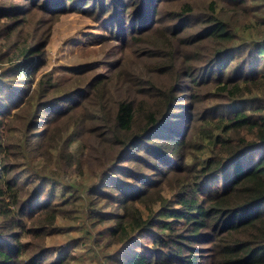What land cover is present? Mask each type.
Here are the masks:
<instances>
[{
    "label": "trees",
    "instance_id": "trees-1",
    "mask_svg": "<svg viewBox=\"0 0 264 264\" xmlns=\"http://www.w3.org/2000/svg\"><path fill=\"white\" fill-rule=\"evenodd\" d=\"M71 9L141 62L37 77ZM82 202L105 264H264V0H0V264H70Z\"/></svg>",
    "mask_w": 264,
    "mask_h": 264
},
{
    "label": "rangeland",
    "instance_id": "rangeland-1",
    "mask_svg": "<svg viewBox=\"0 0 264 264\" xmlns=\"http://www.w3.org/2000/svg\"><path fill=\"white\" fill-rule=\"evenodd\" d=\"M43 51L45 65L38 72L37 77L45 74L56 83L66 81L77 70H87L93 75H107L120 62L131 64L134 61L138 64L141 62L140 59L133 58L130 48L117 40L94 15L77 9L65 11L50 23L49 35ZM21 72L24 73L22 70ZM71 148H74V144ZM33 160L37 166L47 164L39 155ZM58 169L61 172L62 169ZM93 174L94 172L91 171L84 173L67 171L64 179L87 185L90 180L95 179ZM102 202L103 200L97 203L101 206ZM80 206L83 210L81 207L76 210L74 208L69 217L59 218L55 222L56 230L54 234L46 237V245L54 247L55 252L64 249L74 254L70 264H105V260H102L103 256L111 249L102 248L103 239H98L96 233L94 234V230L98 227L90 225L88 206H84V202ZM144 245H149V240L144 234H138L133 244L125 251H141ZM120 256L121 253L118 257Z\"/></svg>",
    "mask_w": 264,
    "mask_h": 264
}]
</instances>
